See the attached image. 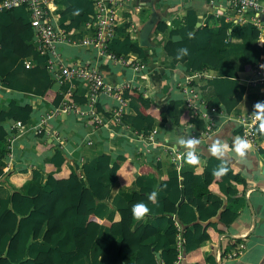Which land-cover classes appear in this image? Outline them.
Masks as SVG:
<instances>
[{"label":"trees","instance_id":"obj_1","mask_svg":"<svg viewBox=\"0 0 264 264\" xmlns=\"http://www.w3.org/2000/svg\"><path fill=\"white\" fill-rule=\"evenodd\" d=\"M75 9L80 10L78 15H73ZM60 12L69 17L59 26L67 32H78L83 22L93 18L94 0H65ZM198 20L190 7L174 15L169 23L157 19L153 29H167L168 37L162 41L161 49L172 62L182 63L188 71H213L201 85L210 89L204 96L208 103L229 113L245 90L235 61L228 56L229 49L231 45L238 47L241 69L249 70L264 59V40L257 42L260 29L251 21L227 20L220 15L215 17L217 24L213 27L206 21L195 25ZM189 33L193 38L189 39ZM32 37L24 5L0 10V85L37 95L52 105L66 99L83 106L85 97L67 90L65 84L53 88L45 62L47 54L34 48ZM180 47L188 48L189 55L177 59ZM146 48L137 43V32L128 21L116 26L115 35L105 43V49L115 55L142 59ZM25 57L30 58L28 65L23 63ZM119 94L131 109L121 114V124H130L141 135L150 133L155 121L175 127L202 125L201 118L188 113L181 96L168 98L159 108L135 87H122ZM31 107L28 102L16 103L12 98L5 109L0 107V176L5 173L3 158L9 150L4 121L10 120L9 131L16 132V123L29 118ZM238 130L235 126L233 132ZM254 131L257 150L264 153V135L255 128ZM35 145L41 150L52 147L42 165L44 183L36 181L40 170L31 168L18 187L6 194L0 187V264H174L177 260L179 264L213 263L214 257L202 252L208 241L216 240L235 218L238 192L246 187L239 166L226 159L228 173L214 176L213 170L222 161L210 154L198 172L173 168L170 174L157 175L148 164L135 166L124 152L113 157L101 152L92 161L71 166L58 145L51 141H37ZM130 183L136 188L110 217L95 213L96 204L116 185ZM155 188L162 193L153 202L148 195ZM141 201L151 211L137 220L131 207ZM102 226L114 238L107 236L97 242ZM177 235L182 238L179 250L175 246ZM223 253L221 250L220 256ZM83 257L85 261L80 260Z\"/></svg>","mask_w":264,"mask_h":264},{"label":"crops","instance_id":"obj_2","mask_svg":"<svg viewBox=\"0 0 264 264\" xmlns=\"http://www.w3.org/2000/svg\"><path fill=\"white\" fill-rule=\"evenodd\" d=\"M260 1L264 4V0ZM49 5L56 25L69 17L68 13L60 12L65 6V0H52ZM190 7L196 11L199 23L206 21L213 27L217 24L215 17L220 15H224L227 20H236L240 16L242 20L250 21L254 14L250 9L240 14L236 13L228 7L225 0H126L124 5H118L115 8L117 26L128 21L137 32L152 9L157 12V19H164L166 23H169L174 15H181ZM256 25L260 29L257 42L261 43L264 40V20L259 19ZM88 32L82 24L78 32L73 33L80 37ZM167 37V29L163 31L153 29L149 36L150 44L145 49L146 62L136 71L129 67L110 64L99 56L95 49L72 41L58 43L56 52L65 63L84 61L95 63L103 78L111 83L121 79H132L142 87L154 105L163 108L168 98L181 96V84L189 74L182 63L172 62L162 51L161 43ZM231 46L228 56L235 61L238 79L245 85V90L231 112L227 113V116L220 115L215 129L206 137L199 139L201 141L197 148L200 157L199 165L191 166L181 158L179 168L200 171L205 157L209 154L208 146L211 139L219 137L231 145L236 137V132H233L236 123L232 117L251 111L255 102L264 100V82L247 83V79L253 73L252 68L241 69L238 47ZM211 74H213L212 70H205L199 76L193 77V80L202 87L205 78ZM58 85L53 78V88L56 89ZM202 88L204 95L210 92L209 87ZM70 89L80 95L86 93L83 82L76 81ZM11 98L16 103L28 102L32 107L29 118L16 132L9 131L10 120L4 121V126L8 129L6 138L9 150L3 158L2 169L5 173L0 176L3 194L24 182L31 168L40 170L36 181L44 183L42 165L50 156L52 147L38 149L35 145L37 141L42 144L51 141L58 145L71 166L73 163L92 161L101 152L108 153L111 157L124 152L135 166L142 163L148 164L157 175H161L170 174L173 168L176 169L171 160L172 150L177 149L184 153L185 149L179 146L177 141L188 137L191 129L189 125L175 127L170 123L161 124L155 121L156 130L152 137H140L134 133L130 124H117L114 121L111 114L116 102L107 95H100L96 99L98 109L97 106L94 110L88 105L79 107L85 111L89 108L93 109V114L98 119V123L95 124L87 120V115L84 113L73 110L54 111V105L37 95L13 91L0 85V107L5 109ZM124 111L131 112V109L127 105ZM225 159L239 166L240 173L245 177L246 187L238 192L235 218L227 228L224 227L216 240H209L207 248L203 250L204 256L211 254L214 257L213 263L206 261L205 264H264V153L252 147L244 161L231 153ZM135 188L134 183L116 185L106 198L96 204L95 213L101 217H110L113 209L125 204ZM155 191L157 197L162 193L159 188H155ZM107 236L114 238L102 226L96 240L98 242ZM221 250H224L222 256H220ZM231 252L234 254L230 255ZM80 260L85 261V258Z\"/></svg>","mask_w":264,"mask_h":264},{"label":"built area","instance_id":"obj_3","mask_svg":"<svg viewBox=\"0 0 264 264\" xmlns=\"http://www.w3.org/2000/svg\"><path fill=\"white\" fill-rule=\"evenodd\" d=\"M52 0H0V10L4 8H10L13 6L24 5L27 13L28 20L33 30L32 44L35 49L40 53H46V67L51 74V78L58 84H65L66 89L70 90L76 81L83 82L86 86V93L84 106L96 107V99L100 95L110 96L115 100L116 105L112 108V118L117 124H121V114L124 113L125 108L128 105L126 98L120 96L119 91L122 87L132 86L141 91L142 87L133 81L132 79H121L117 82H109L103 78L102 73L98 69L97 65L91 61L84 62H72L65 63L56 52L58 43L62 42H74L81 46H90L95 49L99 56L106 59L110 64L118 65L121 67H129L133 71L138 70L144 66L146 62L142 58H135L124 55H115L105 49L106 41L116 32L117 19L115 8L118 5H124L126 0H94L95 13L90 21L83 22L84 27L90 30L88 34L77 37L75 33L67 32L59 25H56L53 20L52 8L50 3ZM229 8L236 13H242L247 9L253 11V16L250 21L254 24L258 23V13H264V4L260 0H225ZM243 22L240 16L238 19L233 20ZM130 27L135 28L131 23ZM264 59L258 61L253 67V73L247 79V83L264 82ZM24 65L30 63V58L25 57L23 59ZM202 74L197 71H189V74L183 80L181 84V98L183 105L187 108L190 115L197 116L202 119V125L200 128H194L190 126V132L188 136H195L198 139L206 137L211 133L216 125L220 115L227 116V113L217 107L215 104L207 102L202 89L198 83L193 80L196 75ZM146 95V94H145ZM79 107H83L78 103L61 100L57 105H54L53 110H73L87 115V120L90 119L94 124L98 123L97 117L93 114V109L81 110ZM95 110V108H94ZM251 111L247 113H240L232 117L235 126H238L239 130L236 132V136L246 137L251 141L252 146L257 148V135L254 131ZM23 123H16L17 129ZM134 130V129H133ZM155 128L152 127L150 133L147 135H141L134 130V133L140 137L151 138L155 132ZM8 141V139H7ZM9 149V143H8ZM183 152L180 150H172L171 160L174 163L176 169L179 168V162ZM181 237L177 235L175 246L179 250ZM231 252L230 255H233ZM179 258V254H178ZM178 260L175 262L177 263ZM174 263V264H175Z\"/></svg>","mask_w":264,"mask_h":264},{"label":"clouds","instance_id":"obj_4","mask_svg":"<svg viewBox=\"0 0 264 264\" xmlns=\"http://www.w3.org/2000/svg\"><path fill=\"white\" fill-rule=\"evenodd\" d=\"M79 12V9H75L73 15H78ZM191 38H193V35L189 33V39ZM187 55H189V50L186 47H180L176 50L177 59H181ZM251 120L256 132L264 135V100L257 101L253 104ZM200 143L201 141L195 136L180 138L177 141V144L185 149L181 158L187 164L191 166L199 165L200 157L197 153V148ZM252 147L251 141L242 136L234 137L231 145L219 137L212 138L208 146V152L212 157L222 161V163L213 170V175L219 178L228 173L229 169L224 163V160L230 153L234 154V156L238 157L241 161H244ZM156 196L157 192L153 191L148 195V199L155 202ZM150 211L148 205L142 201L134 203L131 207V214L137 220L143 219Z\"/></svg>","mask_w":264,"mask_h":264},{"label":"water","instance_id":"obj_5","mask_svg":"<svg viewBox=\"0 0 264 264\" xmlns=\"http://www.w3.org/2000/svg\"><path fill=\"white\" fill-rule=\"evenodd\" d=\"M258 17L260 20H264V13L259 12ZM157 20V12L152 9L149 16L140 24L137 31V43L140 46H148L150 44L149 35L154 28V24ZM199 21L195 22L198 25ZM158 252L155 253L157 255Z\"/></svg>","mask_w":264,"mask_h":264}]
</instances>
